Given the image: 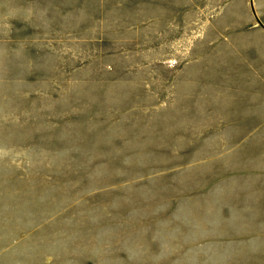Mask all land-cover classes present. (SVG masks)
I'll use <instances>...</instances> for the list:
<instances>
[{
    "label": "rangeland",
    "instance_id": "374dc122",
    "mask_svg": "<svg viewBox=\"0 0 264 264\" xmlns=\"http://www.w3.org/2000/svg\"><path fill=\"white\" fill-rule=\"evenodd\" d=\"M0 264H264V0H0Z\"/></svg>",
    "mask_w": 264,
    "mask_h": 264
}]
</instances>
